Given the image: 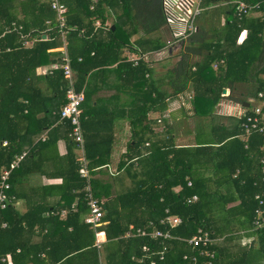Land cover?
I'll use <instances>...</instances> for the list:
<instances>
[{"label": "trees", "instance_id": "16d2710c", "mask_svg": "<svg viewBox=\"0 0 264 264\" xmlns=\"http://www.w3.org/2000/svg\"><path fill=\"white\" fill-rule=\"evenodd\" d=\"M140 1L143 4L148 2L60 0L67 7L65 19L71 28L64 40L69 65L75 74L74 89L83 92L85 98L83 87L86 77L93 70L100 74L103 69L116 63L123 79L137 75L142 79L148 73L149 70L141 61L133 67L121 56V50L129 44V40L121 36L117 26L104 30L93 27L96 20L103 23L104 9L112 8L114 3H122L125 8L123 12L130 13L129 4ZM256 1L261 10L264 9V0ZM81 16L88 22L83 23ZM54 20L55 14L47 0H0V170L7 168L13 157L20 153L17 147L19 122L42 114L39 120H35L38 131H41L46 127L48 103L55 99L60 100L61 105L65 103V83L60 70L54 69L44 76L35 75L38 67L59 62L58 52H48L61 45ZM131 20H137L135 15ZM151 20L153 15L144 20L149 27L153 24ZM161 24L164 26L162 18L158 26ZM154 27L146 31H155L157 25ZM244 28L248 33L238 43L237 37ZM80 30L83 31L82 35H79ZM263 31L264 17L231 22L225 20L220 36L222 45L215 48L226 45L229 51H225V56H206L202 62L194 64L193 72L188 62L183 60L177 63L169 71L171 95L182 91L187 80L193 82L209 73L210 65L221 58L225 60L226 68L224 75H218V78H225L228 72L235 70L236 65L233 64L244 49L250 51L261 44L260 35ZM195 35L187 42L188 47L192 46ZM21 37L34 39L35 42L29 48H24ZM133 44L141 53L153 52L163 47V37L159 34L156 37L138 38ZM189 51L194 54L192 48ZM180 79L183 81L178 87L176 81ZM151 84L146 83L148 87ZM194 97L198 96L194 94ZM161 98L162 95L156 93L152 101ZM24 111L27 116L23 115ZM104 122L99 118L91 123L80 120L85 132L84 156L90 169L100 163L98 160L108 154V149L101 146L105 142L104 138L94 141L92 136L89 139L87 133L92 126ZM240 124L241 119L234 123L232 133L214 134L211 142L198 143L194 148H175L170 145L160 151L158 157L152 156L151 161L148 156L138 154L135 162L139 166L138 179L125 192L111 195L106 191L107 185L91 180L92 194L103 209L101 222L105 223L95 230L83 223L87 213L81 192L83 180L78 177V164L69 150V167L56 188L59 195L57 205L49 208V205L31 204L22 214L17 213L12 206L0 210V223L6 224L5 228L0 229V264H98L97 250L93 247L96 231L103 232L106 241L101 247L102 264H148L145 260L137 262L143 254L142 248L148 251L160 249V241L146 237L122 239L121 236L129 226L149 231V223L163 230L157 221L164 215L165 209L169 214L178 216L181 224L168 230L173 240L166 243L167 251L156 264H206L207 258L198 255L200 248L191 249L185 242L197 229L207 231L211 238L217 240L208 248L215 255L210 264H264V227L251 230V220L256 210L253 195L264 190V182L260 181L264 174H260L258 163L259 159L264 158V148H260L264 145V137L252 133L244 148V143L234 138L242 132ZM63 127L69 134L67 121H64ZM70 145L74 149L72 142ZM48 146L45 143L37 151L33 150L21 166H24V161L28 164L29 161L42 158ZM130 169L131 165L126 171ZM202 169H212L214 180L203 178L195 172ZM235 170H238V175L232 178ZM187 180L191 183L190 187L186 186ZM211 185L214 186L213 190ZM176 186L181 189L174 193L172 189ZM219 186L224 187L222 192L216 191ZM13 192L11 190L10 194L14 196ZM192 195L196 196V201L187 204L185 200ZM74 199L76 202L72 207ZM60 210H64V218L59 217ZM243 238H251V243H242Z\"/></svg>", "mask_w": 264, "mask_h": 264}, {"label": "crops", "instance_id": "0c3cea01", "mask_svg": "<svg viewBox=\"0 0 264 264\" xmlns=\"http://www.w3.org/2000/svg\"><path fill=\"white\" fill-rule=\"evenodd\" d=\"M229 1L231 0H205V10L196 21V35L192 39L194 40L192 46L189 47L187 42L192 36L175 47L167 49L162 47L157 51L146 53H141L133 44L138 38L156 37L159 34L163 37V41L167 38L165 27L162 24L158 26L162 18L160 0H148L145 4L141 1L137 4L130 3V13H124L125 8L122 3L116 2L112 8L104 9L102 24L99 20L94 21L95 29L104 30L107 27L114 29L117 26L121 36L129 40V44L121 50V56L130 63L127 57L134 58L138 53L143 54L145 60L141 62L149 71L142 77L145 83L139 75L123 79L117 71L116 63L103 69L100 74L93 70L86 77L83 87L86 98L83 96L80 120L91 123L95 118H99L100 121H105L101 125L92 126L87 134L89 139L92 136L94 141L104 138L105 142L101 146L108 149V154L98 160L100 163L94 164L95 166L91 169L88 167L90 181L98 180L102 185H107L106 191L111 195L125 192L132 187L133 181L138 179L139 166L135 163L138 154L148 156V160L151 161L152 156L158 157L159 152L166 150V147L170 145L175 148H194L198 143L211 142L214 134L232 133L233 125L241 115L254 114L256 110L259 111L258 116L264 120V31L260 35L261 44L250 51L244 49L243 54L233 64V66L236 65L235 70L228 72L225 78H218V75H224L226 68L225 60L221 58L213 62L217 64L216 69L212 68V63L209 73L193 82L190 79L187 80L182 91L175 96L171 95L169 71L173 70L177 63L183 60L188 62L192 65L191 72H193L194 64L202 62L206 56L220 54L225 56V51H229L226 45L215 48L222 45L220 36L224 21L231 19L232 7L227 4ZM134 15L137 18L136 21L131 20ZM151 15H153L151 20L153 24L149 27L148 22L144 20H148ZM263 17L264 9L261 12L251 13L246 19ZM81 21L88 22L83 16ZM156 25L155 31H146L147 28H155ZM247 33L248 30L244 28L241 36L237 37V42L240 38L241 43ZM24 38L21 37L24 48H29L35 42L34 39ZM61 46L62 40L60 46L48 52H58ZM189 48L194 50V54L189 51ZM51 65L38 67L35 69V75L48 74ZM181 81L183 80L176 81L178 87H181ZM37 83L40 86L43 85L41 82ZM146 83L152 84L148 87ZM218 90H220L219 95H217ZM156 93L162 95V100L157 99L153 102L152 99L156 97ZM194 94L198 97L195 98ZM258 94L262 97L259 98ZM61 106V101L56 99L48 103V111L45 114L46 127H43L41 131H38L35 120L37 118L39 120L42 114L19 122L20 138L17 147L20 153H26L24 159L33 150L37 151L42 144L49 145L44 150L42 158L29 161L28 164L24 161L22 167L23 159L19 164L21 167L18 166L10 174V191L16 193L13 192L15 203L12 208L19 214L24 213L31 204L49 205V208H52L58 203L59 195L56 188L61 183L62 176L66 174L64 171L69 167L67 157L69 150L74 154L66 128L63 127L66 120H60L57 116ZM23 115L27 116L25 111ZM138 121L140 124H137ZM81 130L84 145L85 132L82 127ZM241 134L242 132L234 138L241 141ZM136 143L138 144L134 147ZM87 163L89 164L88 161ZM130 165L131 169L127 172L126 169ZM205 167L202 166V168ZM15 171L17 172L14 173ZM195 172L203 178L214 180L212 169ZM233 174L232 178H236ZM210 188L213 190L214 186L211 185ZM223 188L219 186L216 191L222 192ZM180 189V186H176L172 191L176 193ZM75 202L74 199L72 207ZM63 211L60 210V212ZM130 227L132 226L128 229ZM121 237L127 238L124 235ZM100 239L97 262L100 261L102 264L101 247L106 242L103 232ZM241 242L249 245L251 238H243Z\"/></svg>", "mask_w": 264, "mask_h": 264}, {"label": "built area", "instance_id": "2783aa9c", "mask_svg": "<svg viewBox=\"0 0 264 264\" xmlns=\"http://www.w3.org/2000/svg\"><path fill=\"white\" fill-rule=\"evenodd\" d=\"M47 2L49 8L55 14L54 21L60 39L62 40V46L58 49V53L60 54L59 62L58 64H52L48 70L49 72L54 69L60 70L65 83V103L60 108L59 119L66 120L69 123L70 130L68 137L74 145L75 161L78 164V177L83 180L81 192L87 208V213L83 218V223L89 225L95 230L103 224L101 222L103 209L97 199L93 196L91 186L89 184L90 176L88 163L84 156L83 137L80 125V107L83 102V94L81 91H76L74 89V73L70 68L69 58L65 50L64 36L71 28L66 24L65 16L67 9L65 5L61 3L60 0H47ZM227 4L232 7L231 19L228 22L234 20L241 21L251 13L262 11L260 10L261 7L259 2L256 0H231ZM160 10L163 24L167 31V38L163 41V47L165 49L172 48L178 44L184 43L196 33V21L205 10V0H160ZM12 27L14 29L13 25ZM82 33L83 31L80 30L79 35H82ZM241 33L238 37L241 36ZM239 41L240 38L238 39V43ZM126 59L133 66H136L139 61L145 60L143 54L141 53H138V55L134 58L127 57ZM220 63L223 62L220 61ZM212 68L216 69L217 64L213 63ZM258 97L261 98L262 95L258 94ZM258 115L259 111L256 110V112L251 116L243 114L239 118L241 119L240 128L242 130L240 138L242 143H244V148L247 147L246 141L252 133H258L264 137V120H262V118ZM260 148L263 149L264 145ZM25 155L26 153L24 152L15 155L8 167L0 170V210H5L15 203V197L10 194L9 177L12 171L18 168ZM258 163L260 164V174H264V158L259 159ZM237 173L238 171H235L233 177H236ZM260 181L264 182V177H262ZM186 186L190 187L191 183L187 181ZM253 200L256 202V210L255 215L251 220L252 231L264 227V190L255 193L253 195ZM195 201V195H192L185 200L187 204ZM163 213L164 215L157 221V225L162 227L163 230H159L156 226H154V224L149 223V231L141 228L133 229L130 227L128 232L124 234L127 238L146 237L153 241H160V249H149L150 251H148L146 248H142L141 252L143 254L137 262L142 263V261L145 260L148 264H156L158 261L163 259L164 253L168 248L166 243L173 240V237L169 234L168 230L181 224V219L178 216L169 214L166 209ZM58 215L62 218L64 217L65 212H59ZM5 226L6 224L4 222L0 223V229L5 228ZM101 235L102 233L98 231L94 233L95 239L93 247L97 250L98 258ZM185 242L191 249L200 248L198 255L207 258L206 264H210L215 255L213 251H209L208 248L216 242V239L211 238L207 231L197 229L195 234ZM182 259L184 260L185 256H183ZM98 264H101L100 261H98Z\"/></svg>", "mask_w": 264, "mask_h": 264}, {"label": "clouds", "instance_id": "9594fccd", "mask_svg": "<svg viewBox=\"0 0 264 264\" xmlns=\"http://www.w3.org/2000/svg\"><path fill=\"white\" fill-rule=\"evenodd\" d=\"M98 232H101V231H98ZM102 233V232H101ZM95 239V238H94ZM94 243V242H93ZM97 255H98V253H97Z\"/></svg>", "mask_w": 264, "mask_h": 264}, {"label": "water", "instance_id": "95a60500", "mask_svg": "<svg viewBox=\"0 0 264 264\" xmlns=\"http://www.w3.org/2000/svg\"><path fill=\"white\" fill-rule=\"evenodd\" d=\"M111 29H112V27H111Z\"/></svg>", "mask_w": 264, "mask_h": 264}]
</instances>
